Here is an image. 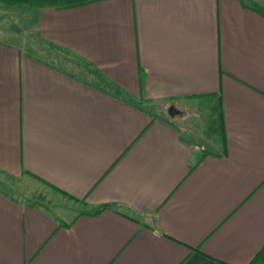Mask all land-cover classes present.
I'll list each match as a JSON object with an SVG mask.
<instances>
[{"label": "crops", "instance_id": "obj_1", "mask_svg": "<svg viewBox=\"0 0 264 264\" xmlns=\"http://www.w3.org/2000/svg\"><path fill=\"white\" fill-rule=\"evenodd\" d=\"M3 5L0 264H250L264 0Z\"/></svg>", "mask_w": 264, "mask_h": 264}, {"label": "trees", "instance_id": "obj_2", "mask_svg": "<svg viewBox=\"0 0 264 264\" xmlns=\"http://www.w3.org/2000/svg\"><path fill=\"white\" fill-rule=\"evenodd\" d=\"M92 1H96V0H0L1 3L6 4L8 6H31V7H46V6L69 7V6L83 5ZM200 159L202 158L200 157ZM192 167H195V165H193ZM101 211H103V209L100 211H95L93 214H97V213L99 214ZM250 264H264V247L256 255V257Z\"/></svg>", "mask_w": 264, "mask_h": 264}, {"label": "rangeland", "instance_id": "obj_3", "mask_svg": "<svg viewBox=\"0 0 264 264\" xmlns=\"http://www.w3.org/2000/svg\"><path fill=\"white\" fill-rule=\"evenodd\" d=\"M1 3V2H0ZM1 4H3V3H1ZM3 6H8V5H6V4H4ZM21 6H18L17 8H20ZM14 11L12 12L11 11V9H10V11L8 12L9 14H12V17H11V19L13 20L14 19V21L15 22H17V24H18V26H23V16H22V14L21 13H19V11L17 10H15V9H13ZM14 41H17V40H14ZM69 68H70V66H69ZM146 107H148L149 109H151L149 106H146ZM185 137L187 138V139H191V137H190V135H189V133H186L185 134ZM211 142V141H210ZM210 145H207L208 146V149L210 150V151H213L214 149H215V147L214 146H212L211 145V143H209ZM27 186H29L28 184H27ZM4 189H6V187H3ZM38 191H40V194L41 195H46L42 190H40V189H38ZM39 194V193H38Z\"/></svg>", "mask_w": 264, "mask_h": 264}, {"label": "water", "instance_id": "obj_4", "mask_svg": "<svg viewBox=\"0 0 264 264\" xmlns=\"http://www.w3.org/2000/svg\"><path fill=\"white\" fill-rule=\"evenodd\" d=\"M168 113H169V115L173 116L175 114H178L179 111L174 106H170Z\"/></svg>", "mask_w": 264, "mask_h": 264}]
</instances>
